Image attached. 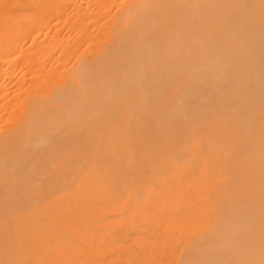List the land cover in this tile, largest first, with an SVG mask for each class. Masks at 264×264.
<instances>
[{
	"label": "bare ground",
	"instance_id": "6f19581e",
	"mask_svg": "<svg viewBox=\"0 0 264 264\" xmlns=\"http://www.w3.org/2000/svg\"><path fill=\"white\" fill-rule=\"evenodd\" d=\"M0 264H264V0H0Z\"/></svg>",
	"mask_w": 264,
	"mask_h": 264
}]
</instances>
